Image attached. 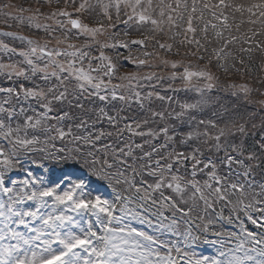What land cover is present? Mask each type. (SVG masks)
<instances>
[{
    "label": "snow or ice",
    "instance_id": "snow-or-ice-1",
    "mask_svg": "<svg viewBox=\"0 0 264 264\" xmlns=\"http://www.w3.org/2000/svg\"><path fill=\"white\" fill-rule=\"evenodd\" d=\"M0 17V264H264V0Z\"/></svg>",
    "mask_w": 264,
    "mask_h": 264
},
{
    "label": "rangeland",
    "instance_id": "rangeland-1",
    "mask_svg": "<svg viewBox=\"0 0 264 264\" xmlns=\"http://www.w3.org/2000/svg\"><path fill=\"white\" fill-rule=\"evenodd\" d=\"M12 23H14L15 24V22L13 21Z\"/></svg>",
    "mask_w": 264,
    "mask_h": 264
}]
</instances>
